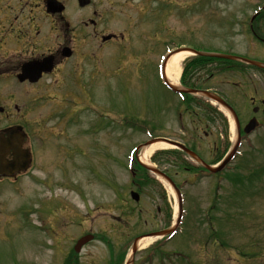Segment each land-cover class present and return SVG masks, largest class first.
<instances>
[{
  "label": "rangeland",
  "instance_id": "obj_1",
  "mask_svg": "<svg viewBox=\"0 0 264 264\" xmlns=\"http://www.w3.org/2000/svg\"><path fill=\"white\" fill-rule=\"evenodd\" d=\"M112 2L113 9L104 3L94 16L91 8L66 0L73 24L96 19L98 32L117 35L91 62L110 73L95 77V86L87 79L88 86L75 89L16 93L23 113L32 97L42 98V107L33 123L17 122L32 138L34 171L15 185L0 183V264H127L134 241L150 237L147 244L138 242L132 264H264V112L259 129L223 173L201 171L170 145L152 153L150 166L168 172L182 196L181 224L172 237L151 234L175 226L177 192L136 165L146 142L160 136L183 143L207 163L231 149V116L194 96L190 109L197 116H190L158 73L168 50L181 46L264 60V43L244 26L264 0ZM192 58L190 53L183 62L180 78ZM223 66L213 63L203 87L223 95L245 121L264 97V74L251 66ZM94 68L83 65L87 77ZM65 103L75 109L68 126L61 123ZM45 113L52 114L48 122H34ZM3 118L0 113L1 124ZM90 234L95 239L76 252V242Z\"/></svg>",
  "mask_w": 264,
  "mask_h": 264
},
{
  "label": "flooded vegetation",
  "instance_id": "obj_2",
  "mask_svg": "<svg viewBox=\"0 0 264 264\" xmlns=\"http://www.w3.org/2000/svg\"><path fill=\"white\" fill-rule=\"evenodd\" d=\"M112 1L91 0L90 4L82 9L91 8L93 15L97 16L98 8L104 3H111L108 6L113 9ZM62 7H64L63 10ZM67 9L66 0H0V87L6 92L3 94L2 89L0 90V113L4 116V122L0 123V147L3 144L11 146L4 156V169L8 170L11 175L1 176L0 183L9 181L15 185L22 177L30 175L34 171L35 147L32 145V138L28 134L26 126L17 122H26V125L33 123L36 108L41 109L42 107V105H38L42 98H39L38 102L32 97L23 113L21 107L15 102L17 91H49L55 87L59 88V86L65 90L75 89L77 86H83L84 83L88 86L87 79L95 86V77L110 73L106 68L99 70L91 62L95 61L94 58L98 56L99 51H102L108 44L114 43L117 37L103 41V36L106 33L98 32L100 25L98 20L80 19L78 23L73 24L66 16ZM247 22L248 24L244 25L247 31L255 40L263 42L264 4L255 9ZM83 65H93L95 70L87 77ZM211 66L209 61L191 59L186 64V73L181 76L180 88L213 90L211 87H203V83L209 81V77L205 75L211 70ZM25 72L31 73V77H26ZM170 92L178 96L174 91ZM214 92L223 97L217 91ZM182 94L186 97V112L193 116L190 103L193 101L191 96L194 95L186 92H182ZM251 99V102H256L254 97ZM259 101L260 106L252 109L254 115L251 116L248 113L245 116V121L243 115L235 110L242 130L240 146L234 159L240 153L239 150L248 137L243 131L246 120L249 122L255 117L260 122L258 116L260 112H264V97L262 96ZM3 102L8 104L4 105ZM60 111L62 112L61 123L68 126L70 120L75 119V109L65 103L60 106ZM51 115V113H45L44 116L42 115V119L37 120L36 118L34 122H42L44 125L50 120ZM5 123L7 125L2 126ZM38 126L42 125L38 124ZM23 136L24 138H22ZM160 137L173 140L166 136ZM221 145L224 146L223 143ZM18 146L21 149L19 151L16 149ZM217 148L218 151L215 154L217 152L220 154L221 149L219 150L218 145ZM18 156L20 160L22 158L28 160V167L26 170L15 172L11 170L10 165L16 163ZM255 247L257 246L255 245Z\"/></svg>",
  "mask_w": 264,
  "mask_h": 264
},
{
  "label": "water",
  "instance_id": "obj_3",
  "mask_svg": "<svg viewBox=\"0 0 264 264\" xmlns=\"http://www.w3.org/2000/svg\"><path fill=\"white\" fill-rule=\"evenodd\" d=\"M88 3H89V0H80L81 6H85ZM110 38H111V36H107V37L104 38V40H107V39H110ZM189 51L192 52V53H194V54H198V55H202V56H206V57H215V58H224V59L237 60V61L244 62L246 64H250V65L256 66L258 68H263L264 69V63H261V62L255 61V60H251V59H247V58H243V57H239V56L228 55V54H219V53H204V52H199V51H195V50H189ZM170 56H171V54H169L166 57V60H165V62L163 64V71H162L163 81L168 86V88H170L171 90H173V91H179L178 88L176 86L172 85L167 80V78H166L165 65H166L167 59H169ZM31 75L32 74L28 72V73H26L25 76L26 77H31ZM186 91L192 92V93H195V94H199V95H202V96H205L209 100H212V101L216 102L221 107H223L225 110H227L229 113H231L232 116H233V118H234V120H235L238 133L240 132V123H239V120H238V117H237L235 111L223 99H221L219 96H217L216 94H214L212 92H209V91H195V90H186ZM257 125H258L257 120L253 119L245 127V131L246 132H250L251 130L255 129V127ZM158 141H164V142H166V143H168L170 145L176 146L177 148H179V149L183 150L184 152H186L194 160H196L200 164H202L206 169H208L209 171L214 172V173L215 172H218V171H221L226 166V164L231 160V158L233 157V155L237 151V147H238V144H236L234 146V148L231 150V152L227 155V157L225 158V160L217 168H214V167L206 164L193 151H191L190 149H188L187 147H185L184 145H182V144H180L178 142L169 141V140H165V139L164 140L163 139H155L152 142H158ZM10 147H11L10 145L3 144L2 147L0 148V175L2 173H5L7 171V170L4 169L5 168V165L3 164L4 163L3 155H4L5 151L7 149H9ZM23 163H25V161ZM147 168L151 172H153L154 174H156L157 176L163 178L169 184H171V186L176 190L177 195H178V198H179V211L180 212H179V217H178V220H177L176 225L173 228H170V229H167V230H163V231H160V232H156V233L151 234L152 236L165 237V236H168V235L172 234L174 231H176V229L178 228V225L180 223V219H181V215H182V207H181L182 200H181V194L179 193V189L177 188L176 184L165 173H163L159 169H157L155 167H152V166H147ZM132 197L136 201L139 200V194L138 193H135V192L132 193ZM93 239H94V236L93 235H87V236L82 237L81 239L78 240V242H77V244L75 246V251L76 252H80L81 251V248L86 243L90 242ZM137 243H138V239L134 242L133 249H132V255H131L132 258L127 262V264H132L134 262V256H135V254H136V252L138 250V244Z\"/></svg>",
  "mask_w": 264,
  "mask_h": 264
},
{
  "label": "bare ground",
  "instance_id": "obj_4",
  "mask_svg": "<svg viewBox=\"0 0 264 264\" xmlns=\"http://www.w3.org/2000/svg\"><path fill=\"white\" fill-rule=\"evenodd\" d=\"M190 56V53L188 51H180L173 56L170 57L167 66H166V75L168 80L173 85H178L180 83V73L182 69L183 62L187 57ZM168 147V144L163 142H156L153 143L147 147L144 148V152L142 155V162L148 166H150V158L154 151H157L159 149H164ZM155 237L145 238L141 239L139 241L140 246L144 244V242L147 244V242L153 240Z\"/></svg>",
  "mask_w": 264,
  "mask_h": 264
},
{
  "label": "trees",
  "instance_id": "obj_5",
  "mask_svg": "<svg viewBox=\"0 0 264 264\" xmlns=\"http://www.w3.org/2000/svg\"><path fill=\"white\" fill-rule=\"evenodd\" d=\"M198 60H206V61H209V62H219L220 60L219 59H214V58H208V59H205V58H198ZM231 64H234V62H230ZM211 108V107H210ZM216 113L217 114V112H215L212 108H211V113ZM176 153H177V155L180 157V156H182V155H184V153L183 152H181V151H176ZM153 159H155V158H153ZM182 163H184V161L182 162ZM201 169H203V168H201ZM138 170H139V172H140V170H142V171H147L145 168H143L141 165H138Z\"/></svg>",
  "mask_w": 264,
  "mask_h": 264
}]
</instances>
